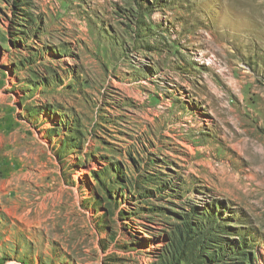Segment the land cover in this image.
I'll return each mask as SVG.
<instances>
[{"label": "rangeland", "instance_id": "1", "mask_svg": "<svg viewBox=\"0 0 264 264\" xmlns=\"http://www.w3.org/2000/svg\"><path fill=\"white\" fill-rule=\"evenodd\" d=\"M11 1L0 264H264V0Z\"/></svg>", "mask_w": 264, "mask_h": 264}, {"label": "trees", "instance_id": "2", "mask_svg": "<svg viewBox=\"0 0 264 264\" xmlns=\"http://www.w3.org/2000/svg\"><path fill=\"white\" fill-rule=\"evenodd\" d=\"M11 7H12V9H14V10H17V11H19L20 13H22L23 14V17H24V19H25V21L27 22L28 21V19L30 18L31 20H30V22L32 23V24H35L36 23V20L35 19H33L32 17L33 16H31L30 14H25L23 11H22V9H21V6H26L27 7V4H26V0H12L11 2H10V4H9ZM28 8H29V6H28ZM17 16V15H16ZM15 16V17H16ZM22 20H23V18H22ZM72 131H74V132H76V134L75 135H72V136H70V138H66V140L65 141H61L60 142V144H59V148H60V150H63V149H65L66 147H68L67 149H71L72 147H73V145H77V143H78V138H77V134H78V132H77V130L76 129H74V130H72ZM69 142V143H68ZM70 145V146H69ZM95 175V179H96V181L99 183V184H101L102 185V187H103V189H104V191H105V193L109 196V197H111V198H113V197H116V194L114 193L113 195L110 193L111 191H113V190H111V187H112V185H110V184H106L105 186L103 185V183L101 182V180H100V178H101V176H106L107 174L106 173H104V172H102L101 174H97V173H94ZM117 179L119 180V181H121L122 182V185L125 187V186H127V185H129V186H134V185H136V182L135 181H132V179L131 178H126L124 175H122V174H120L118 177H117ZM124 190L125 189H122V190H120L121 192L123 191L124 192ZM117 197L118 198H124V196H123V194H119V195H117ZM116 197V198H117ZM184 219H188L187 217H185ZM198 223V222H197ZM184 225H185V227L187 228V230H180L179 228L177 229V232L176 233H173V236H172V240L173 241H171V246L173 247H171L172 248V250L174 251V255H178L179 257L181 256V257H189V256H191V255H193V256H195V257H197V258H204V259H206V260H209V261H217L218 260V256H217V252H215V251H213V252H209L206 248H202L203 247V244H201L200 242H202V240H200V242L199 243H197V242H193L192 244H190V245H181V243H180V241L182 240V238L184 237V234L185 235H189V233H192V234H195L196 236L197 235H202V232H203V230H205V232H207V229H205L204 227H203V225L201 224V225H199V223L196 225V228H193L194 226H192V224H190V223H187V222H185L184 223ZM210 230H213V228L211 229V227L209 228ZM194 230H198L199 231V233H195L194 232ZM208 233V232H207ZM177 235L179 236V238L181 239H177ZM199 239V238H198ZM197 241H199V240H197ZM181 247V248H180ZM179 250H181V252H179ZM184 251H186V252H184ZM195 251H198V253H196ZM205 253V254H202V253ZM235 255H236V257H234L236 260H235V262H234V264H253L252 263V261H251V258H250V256H249V254L247 253H245V252H240V251H237V253H235ZM173 261L175 260V256H173ZM180 259H182V258H180ZM194 259V258H193Z\"/></svg>", "mask_w": 264, "mask_h": 264}]
</instances>
